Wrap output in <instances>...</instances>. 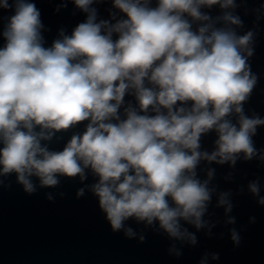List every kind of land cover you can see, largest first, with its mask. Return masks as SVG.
<instances>
[{"label":"clouds","instance_id":"clouds-1","mask_svg":"<svg viewBox=\"0 0 264 264\" xmlns=\"http://www.w3.org/2000/svg\"><path fill=\"white\" fill-rule=\"evenodd\" d=\"M74 3L85 18L45 45L33 0H0L11 9L0 31V172L14 171L32 191L33 175L54 185L58 173L83 179L87 166L98 176L91 188L113 229L134 216L194 241L181 220L205 224L212 191L196 176L198 160L234 162L240 152L250 158L257 151L252 135L264 117L245 115L241 103L256 80L247 64L252 31L238 34L231 25L242 21L229 11L211 17L201 10L233 0H112L124 14L114 22L97 19L92 0ZM129 91L140 111L129 104L121 118ZM85 119L62 148L42 143L51 129ZM210 129L211 152L199 147ZM249 188L259 190L255 181ZM226 196L217 202L228 211Z\"/></svg>","mask_w":264,"mask_h":264},{"label":"water","instance_id":"water-1","mask_svg":"<svg viewBox=\"0 0 264 264\" xmlns=\"http://www.w3.org/2000/svg\"><path fill=\"white\" fill-rule=\"evenodd\" d=\"M33 2L39 9L45 45L58 38L61 29L70 33L87 15L74 0ZM149 2L154 5L156 0ZM233 5H202L201 10L211 17L229 11L242 21L231 25L238 34L252 31V52L247 55V64L256 80L241 103L245 115L264 117V0H233ZM90 6L96 9L97 19L114 22L124 15L112 0H92ZM6 11L11 9L0 8V31ZM198 23L201 22L193 21V27ZM4 39L0 35V46ZM123 100L118 109L121 118L123 108L129 104L140 111L131 91L125 93ZM236 115L230 114L233 122ZM86 123L85 119L67 128L51 129L53 135L42 143L58 150L73 133L82 132ZM215 139L214 129L202 133L200 149L211 152L216 147ZM252 141L257 151L250 158L240 152L234 162L198 160L196 176L207 179L212 191L201 217L205 224L197 228L181 220L187 232L194 235V241L186 235H169L156 220L148 223L134 216L113 229L91 188L98 176L87 166L83 179L79 174L58 173L54 185L40 184L33 175L32 191L25 190L14 171L0 172V264H264V202L260 201L264 197V123L256 126ZM253 181L259 189L255 193L249 188ZM81 188L83 191L78 193ZM222 193L231 203L228 211L217 202ZM128 228L132 234L126 232ZM233 230L238 236L235 241Z\"/></svg>","mask_w":264,"mask_h":264}]
</instances>
